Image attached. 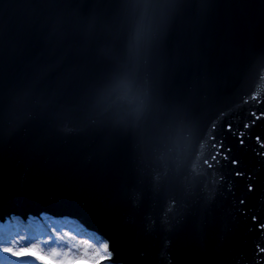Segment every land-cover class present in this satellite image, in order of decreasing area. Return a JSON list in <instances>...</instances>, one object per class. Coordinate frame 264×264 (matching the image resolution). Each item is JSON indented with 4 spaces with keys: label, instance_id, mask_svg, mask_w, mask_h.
I'll return each mask as SVG.
<instances>
[{
    "label": "water",
    "instance_id": "1",
    "mask_svg": "<svg viewBox=\"0 0 264 264\" xmlns=\"http://www.w3.org/2000/svg\"><path fill=\"white\" fill-rule=\"evenodd\" d=\"M152 11L162 31L137 63L129 51L134 0H0V202L23 188L26 210L78 218L113 235L122 254L143 249L138 264H166L167 252L173 264H221L222 209L205 218L193 201L183 223L161 227L153 153L181 110L205 122L230 110L237 125L256 110L244 98L260 84L264 0H155ZM124 76L133 94L109 99ZM145 89L138 126L115 127ZM65 113L76 134L57 130ZM135 193L139 208L130 206ZM149 217L155 229L147 230Z\"/></svg>",
    "mask_w": 264,
    "mask_h": 264
},
{
    "label": "snow or ice",
    "instance_id": "2",
    "mask_svg": "<svg viewBox=\"0 0 264 264\" xmlns=\"http://www.w3.org/2000/svg\"><path fill=\"white\" fill-rule=\"evenodd\" d=\"M164 2L170 5L173 0ZM154 4L155 0H134L140 12L129 51L137 63L145 60L162 31V22L152 11ZM255 65L260 84L244 103L254 102L256 110L247 111L238 125L228 119L230 110L221 109L206 122L190 119L181 110L153 153L152 190L164 197L161 227L171 232L174 225L183 223L193 201L205 218L222 209L220 240L225 255L221 264H264V55L256 58ZM133 90V80L124 76L113 86L109 99H126ZM254 95L256 99H252ZM148 96L146 89L137 92L133 111L120 115L114 126L126 129L130 122L138 126ZM58 120L57 130L62 135L78 132L70 113ZM181 175L179 190L174 192L170 186ZM24 195L21 188L14 200L0 202V264H82L92 259L100 264H138L147 259L143 249L122 254L113 235L78 218L26 210ZM141 199L139 193L132 194L130 206L139 208ZM156 225L149 217L147 230ZM163 247L170 249L171 239H166ZM166 255V264H173L171 253Z\"/></svg>",
    "mask_w": 264,
    "mask_h": 264
},
{
    "label": "clouds",
    "instance_id": "3",
    "mask_svg": "<svg viewBox=\"0 0 264 264\" xmlns=\"http://www.w3.org/2000/svg\"><path fill=\"white\" fill-rule=\"evenodd\" d=\"M252 99H256V96L254 95L252 97ZM82 264H100V261L99 260L92 259V260L83 261Z\"/></svg>",
    "mask_w": 264,
    "mask_h": 264
}]
</instances>
